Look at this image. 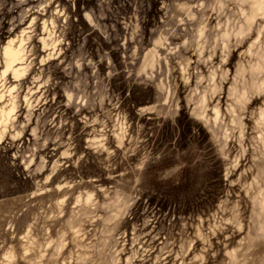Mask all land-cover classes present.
Returning a JSON list of instances; mask_svg holds the SVG:
<instances>
[{
  "label": "rangeland",
  "instance_id": "374dc122",
  "mask_svg": "<svg viewBox=\"0 0 264 264\" xmlns=\"http://www.w3.org/2000/svg\"><path fill=\"white\" fill-rule=\"evenodd\" d=\"M226 3L0 0V264H264L225 223L264 174V3Z\"/></svg>",
  "mask_w": 264,
  "mask_h": 264
},
{
  "label": "clouds",
  "instance_id": "9594fccd",
  "mask_svg": "<svg viewBox=\"0 0 264 264\" xmlns=\"http://www.w3.org/2000/svg\"><path fill=\"white\" fill-rule=\"evenodd\" d=\"M161 3L164 5L166 9V16H168L169 20H172L177 26L183 25L184 21L180 20L178 17L172 15L169 13L168 10V4L171 3V0H161ZM262 3H264V0H262ZM231 5L232 7L236 8L237 13L239 15H246L250 11V3L249 0H227V3L225 4V7H229ZM199 7V5H197ZM243 10V11H241ZM190 19H195V17H190ZM258 26L261 28L262 31H264V16L259 17V24ZM215 55V52L213 51L212 54L208 57L209 60L212 59V56ZM16 79V77H13ZM165 79H167V76H165ZM35 83V80L33 81ZM44 83H47V81H44ZM185 83H188L187 77H185ZM218 91V90H216ZM216 91H213L209 94L208 99L211 100L213 96L216 95ZM252 95H256V93H252ZM247 101H245L246 103ZM236 104L238 105L237 111L240 113L244 112V105L240 101H236ZM34 106V105H33ZM201 110L206 112L207 108L203 105V102H201L200 105ZM259 113V120H257V123H260L261 121H264V103L261 104L259 109L257 110ZM228 113L231 114L233 117L236 116V113L233 111L232 106L230 105L228 108ZM256 115V113H254ZM202 118V117H201ZM237 135L234 137L236 142L241 145V151L239 155L237 156V159L243 158L244 155V146L243 141L241 140L239 136V129H233ZM257 136L253 137L256 144L260 146V149L262 151V155L256 157L255 159L259 161V167L262 170V173H264V128L256 130ZM242 191L244 192V196L240 197V199L233 205V211H234V217L233 219H230L226 221V224H234V227L243 231V226L240 222V218H251L248 219V222L250 224V227L248 229V232L246 233V240L242 241L243 244H248L249 246L246 248L245 252H251L253 250V246L257 243L264 244V174H254L252 176V179L248 182V184L242 188ZM247 212V217H244V213ZM255 221V223H253ZM104 244L101 243L100 246H98L95 251H89V258L91 260V257L96 254L104 255ZM236 251H239V248L236 249ZM29 257V251L27 249H21L19 253V259L21 261H26ZM91 264H107V261H101L99 259L92 260ZM234 264H246V261H243L241 259L240 261H234Z\"/></svg>",
  "mask_w": 264,
  "mask_h": 264
},
{
  "label": "bare ground",
  "instance_id": "6f19581e",
  "mask_svg": "<svg viewBox=\"0 0 264 264\" xmlns=\"http://www.w3.org/2000/svg\"><path fill=\"white\" fill-rule=\"evenodd\" d=\"M258 8H259V6H258ZM257 8V9H258ZM9 55L12 57V58H14L16 55H17V51L12 47L10 50H9ZM9 115H10V112H8L7 114L6 113H3V116H2V118H5V117H9Z\"/></svg>",
  "mask_w": 264,
  "mask_h": 264
},
{
  "label": "crops",
  "instance_id": "0c3cea01",
  "mask_svg": "<svg viewBox=\"0 0 264 264\" xmlns=\"http://www.w3.org/2000/svg\"><path fill=\"white\" fill-rule=\"evenodd\" d=\"M55 49H56V48L54 47L53 49H51V51H53V50L55 51ZM51 51H49V54H48V57H47L48 59H50V57H51V55H52V54H51ZM42 84H43V83H38L39 86H41ZM2 116H3V115H1L0 120L3 119ZM63 154H69V150L64 151Z\"/></svg>",
  "mask_w": 264,
  "mask_h": 264
}]
</instances>
